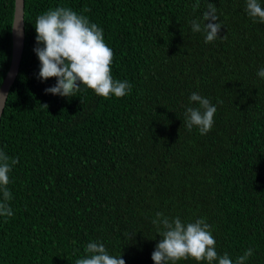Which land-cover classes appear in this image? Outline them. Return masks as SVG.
Returning a JSON list of instances; mask_svg holds the SVG:
<instances>
[{
    "label": "trees",
    "instance_id": "trees-1",
    "mask_svg": "<svg viewBox=\"0 0 264 264\" xmlns=\"http://www.w3.org/2000/svg\"><path fill=\"white\" fill-rule=\"evenodd\" d=\"M195 2L25 0V46L0 119V151L18 160L7 186L13 216H0V264H75L89 242L125 264H154L157 212L203 217L218 256L235 261L253 248L246 264H264V22H253L246 0H199L193 11ZM209 3L223 38L205 43L190 21ZM56 7L103 29L112 77L132 85L128 95L44 91L56 78L38 79L34 25ZM14 11L15 0H0V85ZM193 92L217 108L205 135L185 127L186 108L199 107Z\"/></svg>",
    "mask_w": 264,
    "mask_h": 264
},
{
    "label": "clouds",
    "instance_id": "clouds-1",
    "mask_svg": "<svg viewBox=\"0 0 264 264\" xmlns=\"http://www.w3.org/2000/svg\"><path fill=\"white\" fill-rule=\"evenodd\" d=\"M200 6L199 0L192 5L193 11ZM85 12L91 11L85 8ZM246 12L253 22H264V7L258 0H246ZM207 21V23H206ZM193 32L205 33V43L214 42L220 35L222 24L217 16L214 4L209 3L200 19L190 21ZM36 47L34 52L40 61L38 79L41 81L55 77L56 83L44 89L46 93L62 97L76 96L81 85L93 90L98 96L117 98L128 95L132 85L127 80H114L112 77L113 51L105 43L103 29L91 23L86 15L77 14L69 7H56L39 15L35 21ZM42 45V46H41ZM257 75L264 78V68ZM189 101L199 107H187L185 110V127L191 131L196 126L201 135L207 134L213 124L217 111L215 105L193 92ZM222 103V101H217ZM47 109V105H43ZM18 163L17 158L9 157L0 151V216L11 217L13 211L8 203L12 193L8 189L9 174ZM157 226L160 240L157 242L151 259L154 264H172L189 257L208 264H246L253 255V248H248L233 261L227 253L218 256L216 241L211 234L212 226L203 217L194 222L184 223L177 216L169 218L161 212L152 220ZM134 234H129L131 239ZM85 252L88 254L77 259L75 264H125V260L110 255L103 243L89 242Z\"/></svg>",
    "mask_w": 264,
    "mask_h": 264
},
{
    "label": "water",
    "instance_id": "water-1",
    "mask_svg": "<svg viewBox=\"0 0 264 264\" xmlns=\"http://www.w3.org/2000/svg\"><path fill=\"white\" fill-rule=\"evenodd\" d=\"M25 0H15V11L12 27V60L10 67L0 85V119L3 114L11 85L15 81L25 46Z\"/></svg>",
    "mask_w": 264,
    "mask_h": 264
}]
</instances>
